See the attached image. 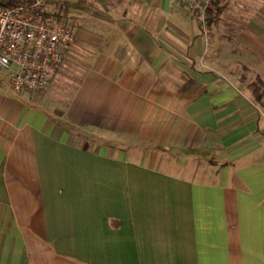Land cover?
<instances>
[{
  "label": "crops",
  "instance_id": "1",
  "mask_svg": "<svg viewBox=\"0 0 264 264\" xmlns=\"http://www.w3.org/2000/svg\"><path fill=\"white\" fill-rule=\"evenodd\" d=\"M47 4L74 35L56 74L15 91L0 68V264H264V106L239 79L264 81V0L212 2L206 68L175 0ZM201 147L231 161L198 175Z\"/></svg>",
  "mask_w": 264,
  "mask_h": 264
},
{
  "label": "built area",
  "instance_id": "2",
  "mask_svg": "<svg viewBox=\"0 0 264 264\" xmlns=\"http://www.w3.org/2000/svg\"><path fill=\"white\" fill-rule=\"evenodd\" d=\"M205 28L214 0H176ZM74 35L47 0H0V68L16 69L13 90L38 92L56 74Z\"/></svg>",
  "mask_w": 264,
  "mask_h": 264
},
{
  "label": "rangeland",
  "instance_id": "3",
  "mask_svg": "<svg viewBox=\"0 0 264 264\" xmlns=\"http://www.w3.org/2000/svg\"><path fill=\"white\" fill-rule=\"evenodd\" d=\"M176 3L178 4L177 1H176ZM114 4L115 3H112L110 5L107 4L105 7L111 8V6H114ZM49 6L50 5L47 4L48 9H50ZM99 7L102 8V5H99ZM232 7H234V8H232ZM232 7L230 6V8H231L230 13L233 11L236 12V4L232 5ZM182 9L187 15L190 16V14H189L190 11L188 12L184 8H182ZM212 14H214V13L212 12ZM190 19L193 21V22L191 21V24L195 23L197 25L198 30H199L201 37H202V40H203V44L201 46L200 56L198 57V65L203 67V68H206V66H207L205 64L206 55L210 51V49L212 48V43L214 44V46L216 48H217V46H218V48H220L221 42L219 41V39H220L221 34L223 33V31L228 33L227 29H225V25L223 24L222 11L219 10V12L214 16V22L211 25H206L204 29L201 28V26L193 18L190 17ZM226 27H228L227 24H226ZM223 28L225 30H223ZM212 38L214 40H212ZM218 72H219V74H216L217 76L220 77V75H223L222 72H220L219 68H218ZM240 72H241V70L236 66H234L233 68H231L229 70V74L231 76L232 75L238 76V74H240ZM246 76L247 77H246L245 82L251 80V78H250L251 75L249 73ZM231 80H232V77H231ZM240 85L242 86V84H240ZM259 115L262 117V116H264V113H262V114L259 113ZM262 118H264V117H262ZM259 141H260V143H259L260 145H264V140H261V138H260ZM132 147L135 150L138 149V151L135 152V156H140V155L142 156V154H144L145 159H147L151 163L154 162V165H157V166L162 167V168L165 167L164 165H162L164 158L165 159L167 158L169 160H172V159L173 160L174 159L180 160L179 154H173V152H169L166 154V153H164L165 151H164L163 147L155 148L154 146H151L149 144H144V145H140L138 143L137 144H135V143L130 144L127 141H121V143L119 142V144H118L119 150L125 151L129 154H132L131 153V151L133 149ZM204 148L201 147L197 151V154H202L201 156H199L202 158L199 159L197 157H194V159H192L190 163L188 162L187 165L192 166L193 169H198L199 172H201L198 175L205 174V172L208 171V169H210L211 171H213V174L216 176L217 173H219L221 171V168L224 165H227L231 160L230 161H220V160L213 161V159L216 157V156H212V155H214L215 151L205 150ZM183 153L184 152H182V154ZM180 155H181V153H180ZM259 155H261V153H255V154L250 153L249 156L246 157V159L252 160L255 156L257 157ZM212 162H213V166L208 164V163H212ZM180 165H181V163H180Z\"/></svg>",
  "mask_w": 264,
  "mask_h": 264
},
{
  "label": "trees",
  "instance_id": "4",
  "mask_svg": "<svg viewBox=\"0 0 264 264\" xmlns=\"http://www.w3.org/2000/svg\"><path fill=\"white\" fill-rule=\"evenodd\" d=\"M211 22H212V8L210 7L208 10L207 25H210ZM242 69L246 70V67L242 66ZM245 76H246L245 73L242 72L239 76V79L241 81H244ZM245 86L248 92L250 93L253 101H255V103L256 102L259 103L261 106H264V81H262L258 76H256L251 81L245 82Z\"/></svg>",
  "mask_w": 264,
  "mask_h": 264
}]
</instances>
